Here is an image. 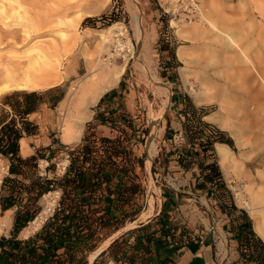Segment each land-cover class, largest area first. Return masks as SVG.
Listing matches in <instances>:
<instances>
[{
    "label": "rangeland",
    "instance_id": "obj_1",
    "mask_svg": "<svg viewBox=\"0 0 264 264\" xmlns=\"http://www.w3.org/2000/svg\"><path fill=\"white\" fill-rule=\"evenodd\" d=\"M201 1L202 11L206 17L191 21L164 16L159 10L157 0H0L5 6L0 9V89L8 78V72L20 77L25 69L33 66L37 52L30 50L31 46L36 44L49 47L55 42L62 44L65 40L62 31L68 35L76 34L71 52L62 48L59 55L52 57L59 59L65 68L61 82L54 86L36 89L0 90L1 117L14 115L12 106L6 103V94L31 90L41 93L42 102L39 109L29 115V119L36 122L39 129L36 134L25 137L29 150L23 149V153L37 150L44 144L58 140L55 143L57 156L52 162L57 163L55 174L60 176L69 161L70 147L81 143L84 136L90 137V141L96 136L97 146L102 150V138H120L121 146H127L131 152L130 158L137 167L139 179L131 180L128 184L136 182L140 186L134 195L129 193L132 201L128 208H137L139 212L117 230L105 228L100 234L96 248L89 252L87 264H93L91 253L103 246L108 238H115L129 227L154 217L166 202L165 188L182 192L179 209L176 208L177 205L169 208L170 214L178 216V220L182 221L180 223L182 226H189V217L193 213L191 201L195 200L198 207L203 205V200H206L203 197L204 192L196 190L200 188L193 184V176L181 174L176 167L167 162V150L174 142L168 139L171 132L175 133L178 130L180 133L189 130L194 135L195 131L200 130L210 134L214 130H223L226 137L233 139L232 148L236 151L237 158L244 159L241 156L242 150H245L247 158L264 152V134L257 135L253 129H248L246 123L236 120L235 126L231 125L235 128L233 129L230 126L222 127L220 120L215 121L205 117L206 114L218 113L219 105L216 101L197 102L201 88L195 73L211 71V66H207V62L215 57L210 56V50L197 45L198 42L190 31L193 25H198L202 29L207 28L208 19L220 20L223 10L234 11L241 23L244 45L252 54L264 57V0ZM16 6L18 11L13 10ZM140 16L144 28V40L141 43L135 23V19ZM180 46L188 49L189 57H186V60L178 54ZM91 61L96 63L109 61L112 65H125L119 81L123 78L127 88L126 100H121L123 109L116 115L121 120L108 126H99L98 120L93 118L97 104L95 103L88 107L90 116L85 121L81 135L72 140H65L63 128L69 111L67 101L70 95L74 96L78 92L79 81L88 73ZM188 62L193 67V71L189 69L184 74L182 67L188 66ZM67 67L70 68L68 72ZM153 76H159L170 88V100L167 94L160 92L158 82ZM75 86L77 88H74ZM178 96L183 99V105L179 108L181 114L176 112L179 105L174 104ZM164 108H166L164 118L158 122L154 130H151V119ZM123 113L126 117L122 116ZM237 113L235 109L232 111L235 118L231 119V122L237 119ZM152 132L155 135H153L154 154L150 160L146 144ZM59 142L68 147L61 146ZM139 160H142V163ZM47 164L46 159L40 161L43 173ZM224 169L226 176L232 180L230 171ZM197 171L199 169H196ZM232 171L235 177V181L232 180V187H229L232 195L236 194L237 198H234L240 206L244 205L248 208L245 204L250 197L245 188L248 182L245 183L242 170L232 168ZM6 174H8V160L0 155V188ZM53 174L50 172V175ZM263 174L264 169L261 175ZM60 195L61 192L57 189L40 199L41 210L49 205L46 218L40 223L29 222L30 228L22 229L19 234L21 237L26 238L42 227L55 211ZM243 199L244 201H241ZM14 214V208L3 210L0 202V238L6 234L10 236ZM115 234L116 236H113ZM221 235L220 248L224 250L225 237L223 233ZM110 262L108 264H111Z\"/></svg>",
    "mask_w": 264,
    "mask_h": 264
},
{
    "label": "trees",
    "instance_id": "obj_2",
    "mask_svg": "<svg viewBox=\"0 0 264 264\" xmlns=\"http://www.w3.org/2000/svg\"><path fill=\"white\" fill-rule=\"evenodd\" d=\"M40 94L36 90L6 94V103L12 106L14 115L0 116V155L9 161V172L0 188V202L3 210L18 206L10 236L0 238V264H87L89 252L96 248L102 231L107 227L119 229L139 212L137 208H128L132 201L129 193L134 195L140 186L136 182L128 183L138 180L139 175L130 158L131 152L127 146H121L120 138H102V150L97 146L96 136L92 141L84 136L81 143L70 147L69 163L60 176L55 174L57 163L52 162L57 156L58 140L32 155L22 156V136L36 134L39 129L29 115L39 109ZM186 132L192 143L199 142V148L188 149L186 167L191 169L196 163L202 177L199 188L213 186L218 190L222 209L239 211L236 219L242 221L239 223L241 244L253 246L254 252L249 257L264 264V241L253 229L247 212L235 204L214 153L216 141L233 147V139L226 137L223 130H214L211 134L200 130L194 135L189 130ZM42 159L48 160L44 173ZM57 189L61 195L53 214L34 234L20 237V231L42 211L40 199ZM173 217L169 209L163 208L149 221L128 228L95 257L93 264L110 261L177 264L174 255L182 245L177 239Z\"/></svg>",
    "mask_w": 264,
    "mask_h": 264
},
{
    "label": "bare ground",
    "instance_id": "obj_3",
    "mask_svg": "<svg viewBox=\"0 0 264 264\" xmlns=\"http://www.w3.org/2000/svg\"><path fill=\"white\" fill-rule=\"evenodd\" d=\"M2 6L4 4L0 3V9H3ZM13 10L18 11V6ZM205 17L202 11L201 18L203 19ZM135 23L141 43L144 40V28L141 16L135 19ZM206 26L207 28L205 29H202L198 25L190 27L191 34L194 35L198 42L197 45L206 48L208 51L210 50V56L215 57V59L210 58L207 62V66H211V71L205 73L195 71L201 88L200 96L196 99L197 102L209 103L216 101L219 105L218 113L214 115L210 114L206 117L222 121L221 124L224 127L228 126H225V124L230 123L231 119L235 118L232 114V111L235 109L238 111L236 114L237 120L243 123L246 122L247 127L250 129L263 130L264 57L252 54L251 50L244 45L241 23L237 19V14L234 11L227 12L223 10L220 20L208 19ZM62 35L65 39L62 44L55 42L53 45L51 43L49 47L38 46L36 44L31 46L30 50L37 52V59L35 62L33 61V66L25 69L20 77L11 75L8 72V78L1 85L0 90L13 88L36 89L43 86H54L61 82L65 68H63L59 59L56 60L52 57L59 55L62 48H66L68 52H71L74 45L72 42L76 38V34L68 35L65 31H62ZM119 44L121 45V43ZM178 54L185 60L187 59L186 57H189L187 56L188 49L184 46L178 48ZM189 64L190 62H188V66L182 67L184 74L189 69L193 71V67ZM69 69L67 67V72ZM124 70V64L112 65L109 61L99 63L91 61L88 73L80 81L78 80V92L74 96L70 95L67 101L69 111L63 128V138L65 140H72L81 135L85 121L90 116L88 107L97 103L104 92L117 84ZM154 78L158 82L160 92L167 94L168 100H170V88L159 76H155ZM74 88L77 87L75 86ZM165 112L166 108L162 109L158 115L151 119V130H154L158 122L164 118ZM153 135L154 132L149 135L146 144L148 145V157L150 160L154 154ZM21 144L22 147H25V150L28 149V143L25 139L21 140ZM219 153L220 161L224 166L231 165L234 169L239 170L243 168L242 159L237 158L229 147L220 145ZM241 155L242 158H247L245 150L241 152ZM260 172L263 171L260 170ZM245 188L250 195L249 201H246L247 203L245 204H247L254 214L256 228L264 235V184H247ZM241 201H244V199ZM48 207L49 205L42 209L38 216L31 221V224L40 223L44 220ZM28 228L30 226L27 225L24 230ZM113 236H116V234ZM112 238L108 239L102 248L106 245L108 246ZM101 251V249H98L93 252L91 254V260L94 261L95 257Z\"/></svg>",
    "mask_w": 264,
    "mask_h": 264
},
{
    "label": "crops",
    "instance_id": "obj_4",
    "mask_svg": "<svg viewBox=\"0 0 264 264\" xmlns=\"http://www.w3.org/2000/svg\"><path fill=\"white\" fill-rule=\"evenodd\" d=\"M126 91L127 88L122 78L121 81H119V83L116 86H113L112 88H110L109 90H107L102 94V96L100 97L99 101L96 104L93 114V118H96L98 120L99 126H108L109 124H114V122L121 120L118 117H116V115L117 113L119 114L123 109V104H121L123 101L121 100H126V96H125ZM174 104L179 105L177 106L178 109H176V112H179V114H181L179 108L180 106L183 105V99H181L180 96H178V98H175ZM123 115H125V113H123L122 116ZM208 115L210 114H206L205 117ZM124 120H126V118H124ZM236 120L237 119H234L233 122L225 124V126L228 125L231 128H233L231 125L235 126ZM221 126L224 127V125ZM177 129H179V127ZM253 130L255 131V133L257 132V135L260 133L261 135L264 134V129L263 130L253 129ZM169 135L171 136L168 139L174 142H172V147H170L167 150L166 153V156L168 158L167 162L172 164L174 167H176V169L181 174H184L185 176H189V177L193 176V184L198 185L200 181H202V177H199L200 170L196 172V169H198L196 163L195 165H193L191 169H188V167L186 166L189 163V157L187 156L188 149L199 148V142L192 143L190 136H188V133L185 130L180 131V133L178 132V130H176L175 133L171 132ZM261 135L259 136L261 137ZM26 136L28 137V135L22 136L21 140L22 139L26 140L25 138ZM21 140H20V144H21ZM52 142L53 141L44 144V146L49 145ZM181 145H183V147H181ZM220 145H225L229 147L234 154L236 153V151L232 150L233 148L227 143L218 142V141L214 143V153L218 158V163L219 165H221L220 169L222 171L224 180L229 188L232 187L233 185L232 180L235 181L234 173L232 171L233 166L231 165L224 166L221 163L220 153H219ZM23 149L24 151H28L29 145H28V149L25 150V147H22L21 144L20 153L24 157L32 155L36 152V150H30V152L23 153ZM242 161H243V168L241 170L244 176L245 183L248 182V184H255V185L264 184V174L261 175L262 172H260V170L263 171L264 169V152L260 154H255L250 158L242 159ZM68 163L69 161L66 163V166L68 165ZM222 166L230 171V176L233 177L232 180L226 176V174L224 173L225 169ZM8 172H9V161H8ZM196 190L200 191L201 193L204 192V196L203 195L201 196H203L206 200H203V205L199 207L198 204L194 202L195 200L191 201L190 206L193 207V213L189 217V226H182L180 224L182 221L178 220V216L173 217V222L174 224L177 225V231H176L177 239L180 241L182 245L178 250V254L174 255V261L177 264H231L232 262L235 261L237 264H258V261L254 260L253 257H249V255H251L252 252H254L253 246L245 247V245L241 244L242 238H240V236L242 230L241 227H239V223H241L242 221L236 219V216L238 215L239 211L235 213L234 211L228 212L222 209L221 208L222 202L218 195V190L215 189L213 186H208L205 189L196 188ZM164 192L166 194L165 196L166 202H164V204L156 213V215H158L163 208L169 209L171 206L174 208L177 205L176 208L179 209L178 207L180 204L179 200H181V196H182L181 190H171L169 188H165ZM234 197L237 198L236 194ZM235 198L234 200L237 207L242 208L247 212V214L252 220L253 229L255 230L257 235L261 237L264 241V235L255 226V217L252 211L249 210L250 208L249 207L247 208L244 205L240 206ZM12 208H14V211L16 212L18 206L16 205L10 207V209ZM198 217H200V219ZM151 218L152 217L148 218V220H144L141 222H147ZM13 221H14V217H13ZM183 221L185 222V220ZM221 233H223L225 237L226 249L224 250L220 248V243L222 241ZM113 238L111 239V241L113 240ZM106 247L107 245L103 248L101 246L98 249L103 250ZM111 263L114 262L112 261ZM164 264H172V262L169 261Z\"/></svg>",
    "mask_w": 264,
    "mask_h": 264
},
{
    "label": "built area",
    "instance_id": "obj_5",
    "mask_svg": "<svg viewBox=\"0 0 264 264\" xmlns=\"http://www.w3.org/2000/svg\"><path fill=\"white\" fill-rule=\"evenodd\" d=\"M159 10L164 16L180 19L198 20L202 16L201 0H157Z\"/></svg>",
    "mask_w": 264,
    "mask_h": 264
},
{
    "label": "water",
    "instance_id": "obj_6",
    "mask_svg": "<svg viewBox=\"0 0 264 264\" xmlns=\"http://www.w3.org/2000/svg\"><path fill=\"white\" fill-rule=\"evenodd\" d=\"M104 250V249H103Z\"/></svg>",
    "mask_w": 264,
    "mask_h": 264
}]
</instances>
